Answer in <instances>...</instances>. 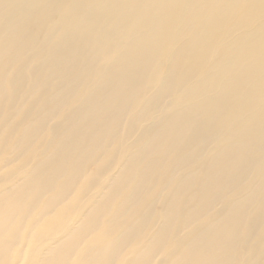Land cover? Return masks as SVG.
Segmentation results:
<instances>
[{"label":"bare ground","instance_id":"obj_1","mask_svg":"<svg viewBox=\"0 0 264 264\" xmlns=\"http://www.w3.org/2000/svg\"><path fill=\"white\" fill-rule=\"evenodd\" d=\"M0 264H264V0H0Z\"/></svg>","mask_w":264,"mask_h":264}]
</instances>
